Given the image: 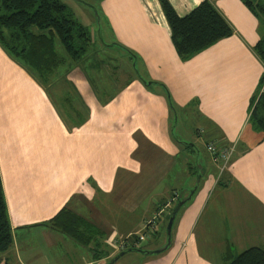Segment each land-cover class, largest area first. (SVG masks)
<instances>
[{
  "label": "crops",
  "instance_id": "obj_1",
  "mask_svg": "<svg viewBox=\"0 0 264 264\" xmlns=\"http://www.w3.org/2000/svg\"><path fill=\"white\" fill-rule=\"evenodd\" d=\"M169 1L184 15L202 0ZM210 1L233 34L189 59L177 53L160 0H102L106 43L100 38L99 54L67 58L50 81L0 45V172L14 237L0 260L109 264L122 250L115 240L141 234L146 241L154 234L139 246L146 252L128 250L116 262L227 264L249 247L264 248V132L251 120L264 92V62L255 50L264 30L242 0ZM117 48L127 54L117 59L133 66L124 76L120 64L111 65ZM202 137L232 149L230 159L210 154L207 170L199 155L193 169L191 152ZM166 195L170 204L189 198L167 248L154 217L165 213L158 204ZM65 205L99 231L89 245L48 223ZM127 208L140 217L129 222Z\"/></svg>",
  "mask_w": 264,
  "mask_h": 264
},
{
  "label": "trees",
  "instance_id": "obj_2",
  "mask_svg": "<svg viewBox=\"0 0 264 264\" xmlns=\"http://www.w3.org/2000/svg\"><path fill=\"white\" fill-rule=\"evenodd\" d=\"M242 2L257 17L264 30V0ZM160 3L170 27L172 42L182 59H189L233 34L231 24L210 0H202L184 15H180L169 0H160ZM88 27L74 16L62 0H0V45L41 80L55 73L67 58L79 61L92 54V36ZM101 39L106 43L102 36ZM58 44L63 47L66 56L60 53ZM255 50L264 62V31ZM251 120L255 129L264 132V92L255 104ZM209 152L213 160L221 158ZM187 200L189 198L180 199L178 203L184 204ZM48 223L84 245H89L99 235L93 223L68 205L62 207ZM13 241L0 172V253L10 249ZM95 250L96 256H99L98 247ZM128 250L144 251L139 246H126L111 261ZM227 264H264V248L249 247L232 256Z\"/></svg>",
  "mask_w": 264,
  "mask_h": 264
},
{
  "label": "rangeland",
  "instance_id": "obj_3",
  "mask_svg": "<svg viewBox=\"0 0 264 264\" xmlns=\"http://www.w3.org/2000/svg\"><path fill=\"white\" fill-rule=\"evenodd\" d=\"M65 4H67L69 6V8H71V10L73 11V14L74 16L81 22H83L84 24H87V26H89V30H90V33H91V36H92V44H91V53H96V54H99V51H98V48H99V45L101 46L103 43L102 41L100 40L101 36H100V29H99V26H102V31H103V34H104V27H105V23H104V19H103V16L101 15V1L102 0H62ZM100 17V18H99ZM101 22V24H100ZM105 35V34H104ZM59 45V49L62 50L63 47ZM117 50L119 51V54H115L114 56L116 57V59L112 58L111 59V62L112 64L111 65H116L117 64H120L121 65V71L123 72L122 75L124 76L125 73L128 74L129 72H131L133 66L132 65H127L123 63L122 59L121 60H118L117 58L124 55L127 56V54H125L124 51H121L120 49L117 48ZM121 52V53H120ZM121 58V57H120ZM124 66H128V68H125ZM112 75H114V73H112ZM111 74H107L104 76L105 80L106 81H116V79L112 78L111 79ZM97 77L96 75H93V81H97ZM124 77H122L123 79ZM121 79V81H122ZM44 81H50V78L49 77H44L43 78ZM49 89H53L54 87L53 86H49L48 87ZM204 136V135H202ZM195 137H198V136H195ZM203 138V137H202ZM198 138L197 141H196V150L195 151H192V161H190L192 163V167L193 169H196V166H195V161L194 159L196 158V156H199V158L201 159V164L204 168H210V163H208V159L210 161V152H208V146L206 144V142L204 141L205 139L203 138ZM190 139V138H189ZM197 170V169H196ZM197 178H195V182L193 183V187H195L196 185V181ZM123 180L121 179L120 181V185H122L123 183ZM191 191H193V188L191 189ZM155 193L152 194V196H154ZM168 195V194H167ZM167 195L164 198H161V204H158V206L160 207L159 210L163 207V208H166L165 210V213H167V210H168V213H169V216L165 219V216L166 214H161V211L158 213V214H154V217H156V219L158 220V223L159 222H162V226L160 227V232L162 234V237L163 239H168L169 236H168V223H169V220H170V217H171V213L174 211L175 207L177 206V203L175 204H170V201H167ZM152 196L151 194L150 195H147L145 197V206H147L151 200H152ZM158 208V207H157ZM137 213H141V211H138ZM137 213H133L131 211H129V209L127 208L126 209V214L128 216V220L129 222L135 220V219H138V217H140V215L138 216ZM157 213V212H156ZM134 214V215H132ZM146 216V215H145ZM159 218V219H158ZM161 218V219H160ZM164 219V222L162 221ZM122 225L121 223H119V226ZM124 226H127V222H125L123 224ZM158 226V224H157ZM140 230V227L138 229L135 230V232H139ZM159 231V229H158ZM156 234V233H155ZM160 234V235H161ZM154 234H150V236L147 238V241L146 240H143V241H140L139 242V246L143 245V246H147L146 243H149V240L152 241L154 240V236H152ZM161 238V237H160ZM131 253V252H129ZM129 255V254H128ZM135 255H138V254H135ZM140 256V255H138ZM129 260V264H137L132 258H129L128 256L124 257L123 259L121 260H118L115 264H126L127 261ZM98 264H108V262H103V261H98Z\"/></svg>",
  "mask_w": 264,
  "mask_h": 264
},
{
  "label": "built area",
  "instance_id": "obj_4",
  "mask_svg": "<svg viewBox=\"0 0 264 264\" xmlns=\"http://www.w3.org/2000/svg\"><path fill=\"white\" fill-rule=\"evenodd\" d=\"M208 148L215 156L218 154V155H220L221 158L225 159L226 161H228L231 157L232 149H229V150L228 149L227 150L226 149H220V150H218L216 148V145L213 143L209 144ZM155 227H156V220L155 219H153L151 222H149L147 224L148 230L150 229L149 231H152L153 229H155ZM144 238H145V234H141L139 236V241L143 240ZM139 241L138 240L133 241V240H130L128 238L123 239L121 241L115 240L113 242V246L115 247V249L121 250V249L125 248L126 246H139ZM0 264H6V263L4 261L0 260ZM85 264H98V261L93 260V261H89Z\"/></svg>",
  "mask_w": 264,
  "mask_h": 264
},
{
  "label": "water",
  "instance_id": "obj_5",
  "mask_svg": "<svg viewBox=\"0 0 264 264\" xmlns=\"http://www.w3.org/2000/svg\"><path fill=\"white\" fill-rule=\"evenodd\" d=\"M182 204H183V203H181V202H179V203L177 204V206L175 207V209H174V211L172 212V215H171V217H170V220H169V223H168V236H169V238H168V243H169L170 240H171V231H172V226H173V223H174L175 217H176V215H177L179 209L181 208ZM160 251H161V249L156 250V252H160ZM123 253H125V252H121L119 255H117V256H116V257H115V258H114L109 264H112L114 261H116V260L119 258V256H121Z\"/></svg>",
  "mask_w": 264,
  "mask_h": 264
}]
</instances>
